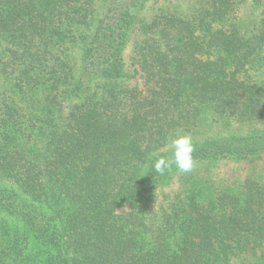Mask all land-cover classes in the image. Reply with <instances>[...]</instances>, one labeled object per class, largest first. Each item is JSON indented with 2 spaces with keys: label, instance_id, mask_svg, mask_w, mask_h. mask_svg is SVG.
Returning a JSON list of instances; mask_svg holds the SVG:
<instances>
[{
  "label": "trees",
  "instance_id": "obj_1",
  "mask_svg": "<svg viewBox=\"0 0 264 264\" xmlns=\"http://www.w3.org/2000/svg\"><path fill=\"white\" fill-rule=\"evenodd\" d=\"M152 1L0 0V264H264V0Z\"/></svg>",
  "mask_w": 264,
  "mask_h": 264
},
{
  "label": "rangeland",
  "instance_id": "obj_2",
  "mask_svg": "<svg viewBox=\"0 0 264 264\" xmlns=\"http://www.w3.org/2000/svg\"><path fill=\"white\" fill-rule=\"evenodd\" d=\"M169 1H178V0H169ZM155 0H153L146 11V16L149 17L155 9ZM250 3H247V5L244 8L243 16L244 18H248L249 20L252 19L253 16H251V13L253 9L250 6ZM132 43L129 44L127 50H126V57L128 62V69L133 73V67H132ZM133 84V83H132ZM247 129H225L223 130L225 133L232 132V131H242L245 132ZM207 170H204V168H201L198 173L200 175H209L213 179H216L217 181L224 182L226 185L234 184L235 182L241 183L244 182L248 178L252 179H261V177L264 176V157L262 160H259L255 163H248V162H231V161H221L219 163H216L212 166L205 167ZM204 170V171H203ZM207 172V173H206ZM0 185L2 186H8L9 183L7 182H1ZM225 185V186H226ZM179 183L178 180L175 179L172 181L169 185H166L159 190V198L158 202L159 204L155 205V207L159 208L163 203V197L166 194H169L172 192V190L178 189ZM123 211V210H121ZM250 262V261H249ZM248 261L245 260L244 257H238L231 260L230 264H249ZM251 263V262H250Z\"/></svg>",
  "mask_w": 264,
  "mask_h": 264
},
{
  "label": "clouds",
  "instance_id": "obj_3",
  "mask_svg": "<svg viewBox=\"0 0 264 264\" xmlns=\"http://www.w3.org/2000/svg\"><path fill=\"white\" fill-rule=\"evenodd\" d=\"M167 143L170 146L171 159L159 156L154 161V170L159 174H163L166 169L174 164L180 173L192 171L194 167L192 137L186 133H175L167 138Z\"/></svg>",
  "mask_w": 264,
  "mask_h": 264
}]
</instances>
